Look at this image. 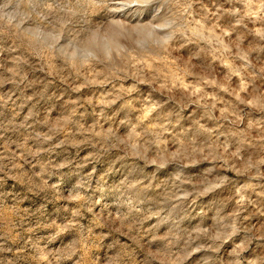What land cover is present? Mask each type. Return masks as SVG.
<instances>
[{
  "label": "rangeland",
  "instance_id": "374dc122",
  "mask_svg": "<svg viewBox=\"0 0 264 264\" xmlns=\"http://www.w3.org/2000/svg\"><path fill=\"white\" fill-rule=\"evenodd\" d=\"M0 264H264V0H0Z\"/></svg>",
  "mask_w": 264,
  "mask_h": 264
}]
</instances>
